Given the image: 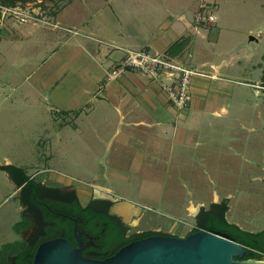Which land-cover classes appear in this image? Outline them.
Masks as SVG:
<instances>
[{
    "label": "rangeland",
    "instance_id": "1",
    "mask_svg": "<svg viewBox=\"0 0 264 264\" xmlns=\"http://www.w3.org/2000/svg\"><path fill=\"white\" fill-rule=\"evenodd\" d=\"M214 1L216 21L199 27L205 38L194 34L184 58L203 69H208L209 63L222 64L221 75L233 81L218 84L223 92L219 96L209 94L214 107L208 109H226L228 114H204L205 122L197 129L187 155L135 160L124 157L118 163L119 170L128 172L115 174L118 179L108 176L114 191H97L121 196L124 201L116 205V211L126 206L138 211L132 217V232L140 227H160L183 237L199 227L197 212L224 200H228V222L251 232L264 229V87L255 85H264V0ZM41 2L44 7L39 6ZM198 2L34 0L23 10L42 20H23L2 12L0 164L9 161L49 187L60 188L68 182L79 187L101 178L118 158L103 152L105 140L88 139L89 132L95 131L87 126L92 117L85 113L80 129L93 130L80 137L73 134L76 117L71 107L95 104L86 91L95 90L103 81V72L98 69L110 63L108 55L112 59L127 55L117 44H126L124 35L136 32L137 27L126 23V17H137L139 25L145 23L142 18L151 20L152 9L167 10L175 19L181 14L191 17ZM126 9L147 14H129ZM160 12L154 14L158 20L168 16ZM8 30L10 36L6 37ZM250 35L259 41L246 46ZM203 62H208L206 67L201 66ZM46 90L51 105L44 101ZM58 130H62L60 137L56 135ZM136 160L144 165L134 164ZM152 160L161 166L147 167ZM14 192L9 177L0 169V248L21 237L15 233L18 227L14 224L20 215ZM79 194L83 199L84 194Z\"/></svg>",
    "mask_w": 264,
    "mask_h": 264
},
{
    "label": "crops",
    "instance_id": "2",
    "mask_svg": "<svg viewBox=\"0 0 264 264\" xmlns=\"http://www.w3.org/2000/svg\"><path fill=\"white\" fill-rule=\"evenodd\" d=\"M209 1L215 2L214 0ZM197 6L198 4L194 8V13ZM165 11L166 12H160L159 9H152L151 14L153 15L151 20L148 21L147 19L146 22V19L142 18L140 20H143L145 23H140V25L136 22L137 17H126V23L129 25L134 24L137 30L128 36L123 34L127 37L125 40L127 43L124 45H117H120L119 47L157 55L173 63L192 67L212 76L192 77L190 86L191 99L188 108L180 112L175 108L164 88L165 83L170 78L168 73H162L160 76L154 77L140 69L126 66L125 60L127 55L119 56L115 59L110 58L108 55V59L111 60L110 63L108 64V62H106L104 67L98 69L100 73L103 72L102 76L104 77L103 81L99 82L98 87L100 88L97 87L95 90L86 91L92 94L91 99L96 100V103L87 105L88 107H71L76 117L72 121V132L74 135L79 136L81 133H86V131L93 130L94 128L95 132L92 133L90 131L88 139L105 140L107 145L103 152L107 153L109 156L111 155L112 157L118 158V160L113 161L114 163L112 162V167L108 171H104L101 178H93L90 184H86L87 186L80 185L76 187L73 183L69 182L63 186H70L76 189L78 194H84L83 199L79 194L81 200H88L89 193H87V190L92 189V192L101 189L114 191V188L110 185L108 176L114 178L115 174L128 172V170L118 169V163L122 162L124 157L135 160L139 158L157 159L158 157H181L187 155L189 150L192 149L191 143L193 142V137L198 134L197 129L205 122L202 120L204 114L220 117L223 111L227 113L226 109L223 111H220L218 108L208 109L209 107H214L209 103V94L219 96V94L223 92L219 90L218 84L223 81H233L232 78L221 75L220 70L222 69V64L216 62L209 63L208 69H203L199 68L200 66L189 64L184 58L186 49L194 42L193 36L200 35L201 38H205V33L202 32L201 28H196L194 25V13H192L191 17L186 14H181L175 19L173 16H170V13L168 14L167 10ZM159 12L161 15L168 14V16L158 20L159 17L154 16V14ZM126 13L147 14L144 11L130 12L129 9H126ZM173 20L176 22H173ZM161 21H164V23ZM162 24H165L166 28H163ZM4 34L6 37H9L10 31L8 30V32ZM256 41H259V39L257 38ZM207 63L208 62H203L201 66L206 67ZM102 83H104V88L102 87ZM1 88L2 87H0V92ZM46 91L44 101H47L46 103L51 105L49 91ZM102 91L106 92L105 96L100 95ZM106 100H108V103H104ZM62 111L65 112L68 110L62 109ZM83 113L92 117V119L86 123L87 126H92V129H80L82 127L80 126V118ZM60 131L62 130L56 132V135L59 137ZM195 143L197 145L199 142L196 141ZM89 147L91 148V146H88V148ZM105 153L103 155H106ZM133 163L141 167L144 165H140L137 160ZM161 164L162 163H158L156 160H152L151 163H148L147 167H160ZM171 164L172 166L174 165V163H170V166ZM0 165L12 164L7 161V163ZM129 169H133L132 164ZM2 171L9 177L12 185L15 187V196H17V186L13 181L14 179L9 172L5 170ZM25 173L36 180L35 176L30 175L26 171ZM39 182L47 186L44 180H40ZM108 195L106 196L109 199H111V197L117 199V203L112 206V211L121 215L127 223L132 224V217L138 211L133 210L131 206H126L127 208L125 209L128 210L118 209V211H116V205L123 203L124 200L115 192ZM17 201L18 204L16 209L20 215L22 205L20 204L18 196ZM20 220L21 218L18 216L17 222ZM17 222L14 224L15 227ZM139 225L141 226L140 222ZM136 231L164 232L160 227L155 229H144L140 227ZM20 232L19 229H17L15 233H18L16 235L20 236ZM164 233L169 234V232ZM20 239L21 237L13 241H19Z\"/></svg>",
    "mask_w": 264,
    "mask_h": 264
},
{
    "label": "flooded vegetation",
    "instance_id": "3",
    "mask_svg": "<svg viewBox=\"0 0 264 264\" xmlns=\"http://www.w3.org/2000/svg\"><path fill=\"white\" fill-rule=\"evenodd\" d=\"M17 186L21 207L18 225L21 239L0 248V264H34L39 245L55 237H63L78 245L79 235L83 240V254L92 259H105L118 250L122 237L147 231L132 232V224L112 211L117 203L105 194L93 191L86 202H82L76 189L70 186L49 187L29 176L25 181L15 173L10 174ZM32 180L35 182L32 183ZM88 208L87 211L84 209ZM228 209V200L211 203L210 207L196 215L199 228L210 220H221ZM226 218V217H225ZM227 220V219H226ZM218 231V230H217ZM155 234L164 233L153 231ZM117 250V251H116ZM34 253V257H32ZM33 258V259H32Z\"/></svg>",
    "mask_w": 264,
    "mask_h": 264
},
{
    "label": "water",
    "instance_id": "4",
    "mask_svg": "<svg viewBox=\"0 0 264 264\" xmlns=\"http://www.w3.org/2000/svg\"><path fill=\"white\" fill-rule=\"evenodd\" d=\"M256 40L250 35L246 46ZM77 238L78 245L63 237L41 243L34 264H264L260 259H243L246 247L228 234L205 228L183 237L157 233L139 238L105 259L84 256L83 240Z\"/></svg>",
    "mask_w": 264,
    "mask_h": 264
},
{
    "label": "built area",
    "instance_id": "5",
    "mask_svg": "<svg viewBox=\"0 0 264 264\" xmlns=\"http://www.w3.org/2000/svg\"><path fill=\"white\" fill-rule=\"evenodd\" d=\"M217 4L215 2L208 3L204 0H199L198 6L194 13V24L196 28L202 26L212 25L217 17L215 11ZM0 11L15 15L23 20L29 19H40L34 15L23 10L22 8H9L0 5ZM2 17V15H1ZM1 34V28H0ZM127 53L125 65L140 69L145 73H148L154 77L160 76L162 73H168L170 78L164 85L165 90L168 93L173 105L178 111H184L189 105L191 99V79L194 76L211 77L212 75L207 74L203 71H199L192 67L176 64L166 59H163L157 55H153L144 51L131 50L123 47H119Z\"/></svg>",
    "mask_w": 264,
    "mask_h": 264
},
{
    "label": "trees",
    "instance_id": "6",
    "mask_svg": "<svg viewBox=\"0 0 264 264\" xmlns=\"http://www.w3.org/2000/svg\"><path fill=\"white\" fill-rule=\"evenodd\" d=\"M31 2H34V0H0V5L9 7V8L25 9L27 8V6H29V3ZM39 6L44 7L42 2L39 4ZM0 16H1V11H0ZM0 169L5 170L9 172L10 174L16 173L21 178V181H25L29 178V176L25 173V171L22 168L16 167L14 165H0ZM34 182L35 181L32 180V183ZM84 210L87 211L88 208H85ZM215 221L216 220H213V219L210 220L209 223L203 228L207 230H211V231L218 230V231L224 232L228 234L230 238L244 245L246 247V253L243 259H248V258L261 259L264 257V229L258 232L247 231V230L242 229L240 226L234 223L228 222L225 217L217 222ZM197 230L198 228H194L191 232H195ZM152 234H155V232L147 231V232H143L137 235H132L126 238L122 237L121 244L118 246L117 250L133 240L143 238V237H146ZM4 250L6 251V249ZM4 250H2L0 254L4 253ZM113 253L115 252L113 251ZM32 257H34V253Z\"/></svg>",
    "mask_w": 264,
    "mask_h": 264
},
{
    "label": "bare ground",
    "instance_id": "7",
    "mask_svg": "<svg viewBox=\"0 0 264 264\" xmlns=\"http://www.w3.org/2000/svg\"><path fill=\"white\" fill-rule=\"evenodd\" d=\"M114 46H116V45H114ZM132 50V49H131ZM257 87H264V85L263 84H260V83H258V84H255ZM98 193H100L101 194V192L99 191ZM194 211V210H193Z\"/></svg>",
    "mask_w": 264,
    "mask_h": 264
}]
</instances>
